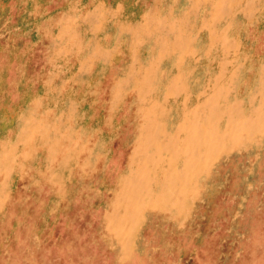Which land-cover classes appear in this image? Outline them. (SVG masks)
I'll return each instance as SVG.
<instances>
[{"label": "rangeland", "instance_id": "1", "mask_svg": "<svg viewBox=\"0 0 264 264\" xmlns=\"http://www.w3.org/2000/svg\"><path fill=\"white\" fill-rule=\"evenodd\" d=\"M0 264H264V0H0Z\"/></svg>", "mask_w": 264, "mask_h": 264}]
</instances>
